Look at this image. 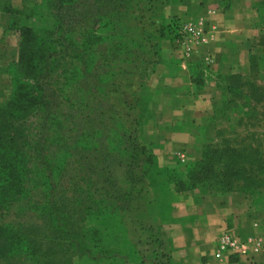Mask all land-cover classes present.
<instances>
[{"label":"trees","instance_id":"1","mask_svg":"<svg viewBox=\"0 0 264 264\" xmlns=\"http://www.w3.org/2000/svg\"><path fill=\"white\" fill-rule=\"evenodd\" d=\"M76 2L46 0L48 15L42 28L17 26L14 16L19 10H7L12 17L11 29L19 33V44L18 61L8 66L13 89L0 102V211L8 203H21L34 194L36 188L31 186L32 182L58 180L64 174H72L67 168L69 158L80 156L86 164L78 170L84 178L67 186L58 181L57 195L35 205L42 222L39 226L3 223L0 218V255L6 252L23 255L30 264H145L143 256L128 241L121 214L136 205L139 211L145 212L142 218H160L162 222L161 215L170 207L175 193L203 185L215 193H241L250 206L264 209V138L261 134L264 55L252 53L251 74L247 78L216 76L221 99L214 105L213 121H219L221 128L216 132V142L205 144L201 160L190 168L161 167L152 147L145 144L143 129L150 123L149 105L153 97V90L145 84H140L139 92L132 98L131 109L137 113L131 130L121 123L116 135L113 130L104 134L106 120L103 112L98 113L95 118L99 117L100 122L92 120L82 133L75 134L72 143L61 141L70 152L65 157L51 160L48 153L44 154L50 150L49 146L56 144L54 139L46 137L49 144L42 146V135L28 131L24 122L48 108L45 85L50 78L60 71L65 82L75 85L82 72L78 65L85 67V71L97 67L99 48L103 44L108 46L107 60L134 64V53L124 38L127 32L119 22L122 11H128L134 0H96L97 16L79 43L57 34L62 26L61 11ZM164 2L162 6H175L184 0ZM253 9L260 23L256 40L259 47H264V0ZM181 22L176 18H162L156 25L158 39L175 42ZM153 49L155 62L147 70L148 79L163 62L160 43L155 42ZM67 57L72 59L68 65L64 62ZM206 71L209 72L201 64L190 66L196 86L204 84ZM100 83L104 84L102 80ZM105 93L97 89L87 97L91 98L90 103L102 101ZM75 105L90 106L82 98L75 100ZM61 120L47 114L41 127L45 133H61L64 129ZM122 165L127 167L126 189L119 186L114 176L113 169ZM147 187L152 191L151 197ZM162 258L172 264L168 256Z\"/></svg>","mask_w":264,"mask_h":264},{"label":"crops","instance_id":"2","mask_svg":"<svg viewBox=\"0 0 264 264\" xmlns=\"http://www.w3.org/2000/svg\"><path fill=\"white\" fill-rule=\"evenodd\" d=\"M187 0L177 6L159 8L158 21L203 19L210 24L209 40L188 54L168 40L161 45L162 63L148 79L153 90L149 105L147 137L166 156L165 166L190 168L199 162L205 144L216 141L221 128L214 122V105L221 99L216 76L251 74L250 42L258 35L252 27L254 5L262 0ZM23 0H0V102L11 89L8 66L18 60V34L11 29L8 9L18 10ZM204 65V84L196 86L190 66ZM185 157V163L179 161ZM167 225L168 247L172 264H264V216L252 212L241 193H215L208 186L175 193L170 207L161 215ZM229 230L239 241L263 240L262 251L253 260L226 254L216 259L217 240ZM165 247V246H164ZM165 249V248H164Z\"/></svg>","mask_w":264,"mask_h":264},{"label":"rangeland","instance_id":"3","mask_svg":"<svg viewBox=\"0 0 264 264\" xmlns=\"http://www.w3.org/2000/svg\"><path fill=\"white\" fill-rule=\"evenodd\" d=\"M45 1L46 0H23L21 9H18L20 13L14 16L17 26H29L32 28L44 27L46 15H48L45 8ZM95 1L96 0H77L73 6L64 8L61 11L62 26L60 30L57 31V34L63 38H68L79 43L91 27L92 20L94 21L97 16L96 11L99 7ZM185 1L187 0H184V2ZM162 5H165L164 0H134L129 10L122 11L121 13L122 17L119 19V22L123 30L127 32L124 38L131 51L134 53L133 65L116 64L113 61L107 60L106 55L108 46L107 44H103L99 48L100 55L99 58H97V67L85 71V67L75 63L78 65V68L82 70L80 77L78 76V79L75 81L77 82L75 85L65 82L62 79L60 71L55 73L47 82L45 87L48 108L44 112L37 113L30 117L24 122V125L25 128L28 131L30 130L33 134L38 136L39 134L42 135V140L40 141L42 146L49 144L46 143V137L54 139L56 144L49 146L50 150L44 152V154L48 153V157L51 160L55 158L60 160L70 153L67 151V148L62 145L64 142L61 141L72 143L73 138L76 136L75 134L82 133L85 128L90 125L92 120L100 122L99 117L98 119L95 118L98 116V113H104L106 120V126L103 124L102 129L104 134L113 130L112 133L116 135L118 132L117 130L120 129L121 123L126 128L132 129L131 125L137 113L136 109H131L132 98L133 95L139 92L140 84H145V86L148 85L149 73L147 70L151 68L152 62H155V50L153 49V45L155 44L154 36L156 35V25L159 19V8H161ZM225 6H229L228 0H226ZM254 14L252 27L258 31V35L251 40L249 46L253 54L260 56L264 55V47H259V42L256 40L259 39L260 35L258 28V24L260 23L258 22V14L255 10ZM47 21H49V19ZM199 21L204 23L208 32L211 30L209 28L210 24L203 19L184 22ZM13 31L18 34L19 39V33L16 29H13ZM64 62L68 65L72 62V59L67 57L64 59ZM261 76L263 80L261 84L264 87V69L261 71ZM100 80L104 82L103 85L100 83ZM12 89L13 85L11 79V89L5 92L2 101ZM97 89L106 92V98L102 101L90 103L91 98L87 96ZM81 98L84 99L85 103L90 105L89 108L75 105V100ZM111 107H113V109H111ZM90 108L94 112L91 111ZM262 108L264 112V103ZM47 114H51V116H55L56 118H62L61 121H63L64 129L61 133L55 131L45 133L41 124ZM94 124L96 125L95 122L93 125ZM263 126L264 122L261 131L262 137L264 138ZM143 139L146 145L152 147L157 157L158 164L161 167H168L164 165L166 162L165 154L149 142L146 126L143 129ZM84 156L86 157V155ZM38 163L40 168H42V160ZM85 164L86 161L80 156H74L67 161V168L70 172H73L72 174H64V177L58 180L50 178V180L42 179L32 182L31 186L36 188L33 191L34 194L22 199L21 203H8L9 205L1 208L0 218L3 220V223H23L26 227L39 226L42 222L40 212L35 205L45 203L49 198L57 195L55 192L58 189V181L60 184L67 186L69 182L79 181L81 177L84 178L85 175L83 173H78V170L83 168ZM180 169L185 170L182 167H180ZM113 170L119 186L126 189L125 180L127 177V167L122 165L120 167H115ZM147 188L148 195L151 197L152 191L149 187ZM166 197L168 199L167 195ZM250 209L252 212L264 216V209H260L257 206H250ZM121 215V225L127 230L128 241L130 244H133L140 252L141 256H143L145 264H167L166 262L168 260L162 258L163 256H168L165 250H169L167 225L162 224L160 218L157 220L153 217L142 218L145 217V212L139 211L136 205H132V209L130 208ZM159 226L161 232L158 230ZM0 264H30V262L23 255L13 256V254L6 252L0 255Z\"/></svg>","mask_w":264,"mask_h":264},{"label":"built area","instance_id":"4","mask_svg":"<svg viewBox=\"0 0 264 264\" xmlns=\"http://www.w3.org/2000/svg\"><path fill=\"white\" fill-rule=\"evenodd\" d=\"M209 32L202 21L181 22L178 38L175 43L184 50L185 55H188L194 47L208 42L210 37ZM179 161L185 163V157L181 156ZM262 249L263 240L261 238L257 237L239 242L233 234L227 230L217 240L215 258L222 259L226 254L232 253L231 255L244 256L248 260H253Z\"/></svg>","mask_w":264,"mask_h":264}]
</instances>
